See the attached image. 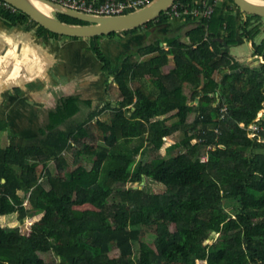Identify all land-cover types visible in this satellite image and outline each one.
I'll list each match as a JSON object with an SVG mask.
<instances>
[{
    "label": "trees",
    "instance_id": "trees-1",
    "mask_svg": "<svg viewBox=\"0 0 264 264\" xmlns=\"http://www.w3.org/2000/svg\"><path fill=\"white\" fill-rule=\"evenodd\" d=\"M4 2L0 0V20L9 25H37L46 34L66 36ZM236 14L231 3L223 15L219 7L211 18L167 35L169 49L155 37L139 49L148 55L145 60L129 55L116 67L99 43L119 31L90 37L123 98L116 106L99 103L74 121L94 101L73 93L48 112L43 136L26 145L0 146V264H264V128L251 126H264V119H257L264 108V63L250 66L226 49L241 34L253 42L256 56H264V40L255 41L261 27L250 17L261 15L249 13L239 24ZM58 15L68 22H87ZM171 17L165 10L140 26L155 34L158 29L151 26ZM220 31L227 32L222 42ZM155 51L159 53L152 55ZM169 54L176 67L164 73ZM216 73L222 74L220 80ZM130 80L140 81L135 90ZM186 86L199 96L193 129L200 122H214V127L184 129L193 111ZM219 96L222 103L212 107L217 110L213 119L202 107ZM109 106L114 108L110 121L97 118ZM7 125L0 119V129ZM182 132L184 137L176 140ZM73 141L79 165L69 175L67 153ZM205 147L207 158L200 155ZM83 154L94 156L91 169L80 165ZM51 161L57 175L48 169ZM149 179L165 190L149 191ZM128 183L132 185L123 187ZM31 208L41 216L28 231L4 224L13 213L27 218ZM145 229L156 234L155 244L142 239ZM213 232L218 239L206 242ZM113 248L120 250L118 256L110 254ZM50 251L58 257L49 261L41 253Z\"/></svg>",
    "mask_w": 264,
    "mask_h": 264
},
{
    "label": "crops",
    "instance_id": "crops-1",
    "mask_svg": "<svg viewBox=\"0 0 264 264\" xmlns=\"http://www.w3.org/2000/svg\"><path fill=\"white\" fill-rule=\"evenodd\" d=\"M219 7H221L223 15L227 10L225 1L220 3L217 8L219 9ZM57 16H59L58 13ZM236 17L240 24L244 15L237 12ZM196 22H200V20L197 21L191 15H184L182 17L172 16L167 21L151 26V30L153 31L158 29V32L153 33L154 36L153 34H149V30L146 27L129 32L119 31L114 36L106 35L103 37L102 48L113 67L121 65L129 55L139 61L145 60L148 55L142 54L139 52V49L145 46L148 41L155 37L159 38L162 41V45L166 44L169 49L170 46L168 45L166 36L178 34L186 26ZM226 35L227 32H219L221 42L224 41L223 37ZM238 37L241 38L240 34ZM79 38L52 36L39 30L38 26H11L5 20H0V65L5 69L0 74V76L5 78L0 83V90L6 87L9 89H6L7 91H0V118H4L3 120L8 123V128H6L8 130L5 131L3 129L4 133L2 135L3 138L8 140V145L13 144L17 138V143L24 144L23 140L20 142V138H30L29 135H33L32 133L27 135L24 129L26 124L30 122V119L18 114L15 117V110L16 112H22L24 108H33L42 115V111L44 110L42 107H49V112L57 105L61 98L73 94L72 92H65V88H58L59 84H61V82L58 84L59 75L66 76L64 81L67 82L63 83L64 81H62V84L68 86L72 84L75 77H80V79L82 77V81L87 83L95 80L97 76L107 73L103 68L104 62L98 56L94 55L93 59H91L79 55L78 50L76 51L77 48H82ZM226 46L229 48V45ZM151 54L153 55V53ZM138 55H140L139 58ZM79 56L81 59H79ZM172 56L174 57L173 54ZM9 66L11 71L7 72ZM35 82L41 83V86L32 89L30 83ZM19 83H23V92L14 93L13 90H10V85ZM56 87L57 89H55ZM56 92L62 94L57 95ZM56 99L57 101L52 106ZM44 126L40 124L37 128L41 130ZM14 131L17 133H14ZM17 134L20 135L17 136Z\"/></svg>",
    "mask_w": 264,
    "mask_h": 264
},
{
    "label": "rangeland",
    "instance_id": "rangeland-1",
    "mask_svg": "<svg viewBox=\"0 0 264 264\" xmlns=\"http://www.w3.org/2000/svg\"><path fill=\"white\" fill-rule=\"evenodd\" d=\"M4 4L8 7L15 9V7L12 5H9L6 3H4ZM50 11H52V10L50 9ZM52 13L57 15V12H52ZM250 17L254 20V22L256 21V25L259 24L261 27V31L259 30L257 33H255V36H254L255 41L257 43H260L262 40H264V16H258L257 17L254 15H250ZM255 17H257L258 19H256ZM196 20L198 21V18H196ZM213 25H214V22H213ZM137 29H143V27L140 26V28H137ZM68 37H71V36H68ZM240 37L241 38H238L237 40L236 39L230 40L228 53H230L232 56L239 59L240 61L246 62L245 64H249L250 66H253V67L260 65V63H264V56H256L255 55V53H254L255 49L253 46V42L251 40L247 39L245 35L242 36L240 34ZM79 41L82 44V48H77L76 51L78 50V53L80 56L89 57L91 59H93L94 55L97 56V54L95 53V51L92 47V45H94V44L92 43V40L90 37H80ZM99 44L102 46V39L100 40ZM163 47L165 49H168L167 48L168 46L166 44ZM226 49H227V46H226ZM155 52H152V53L153 54L159 53L158 51H155ZM80 56H79V59H81ZM139 57H140V55H138V58ZM175 67H176V64L174 61V57L172 56V54H169L167 61L161 67V71L164 73H168L172 69H174ZM97 72H99V71H97ZM59 76H61V77H59ZM59 76H58V79H59L58 84L61 82V84H59V87H58L59 89H60V87L62 89L65 88V92H68V93L72 92L74 94H77V95L85 97V98H92L94 101V103L92 104L91 107L88 108L87 106H84L83 109L80 110L76 115H74L71 120L80 121V120L84 119L87 116V113L90 110H93L99 103L105 104L106 102H110L112 105L116 106V105H118V102L123 98V94L120 91L119 85L116 82V78H115L114 74L104 73L102 75L97 76L95 80L87 82V83L82 81V79H83L82 77H81V79H80V77H75L72 84L71 85L69 84L68 86H66L65 84H62V81H64L66 79V76H64V75H59ZM221 76H222V74L216 73V77L219 80L221 79ZM148 79H150V77ZM66 82L67 81H64L63 83H66ZM139 83H140V81H137V80L128 81V84L130 85V87L133 90L136 89V87L139 85ZM19 85L24 87L23 83L22 84L19 83L16 85H10L9 88H13V87L19 86ZM39 86H41V83H36V82L30 83V87L32 89L38 88ZM7 88L8 87H6L3 90L1 89L0 91L2 92L4 90H6ZM55 89H57V87ZM185 91L188 95L189 103L191 105H193V111H191L188 114L187 122L184 125V129H193L192 125L194 124L196 116L200 115V108L198 106L199 105V96H196V94H194L195 90L191 86H186ZM60 94H62V93H60V92L57 93V95H60ZM218 95H219V93H218ZM56 101H57V99L53 102L52 106L55 104ZM221 103H222L221 97L219 96L217 101L211 102L210 104H208L211 106H207V107L203 106L202 108L203 109L205 108L204 111L206 113L211 112L212 118L215 119L217 116V110L215 108H212V107L221 106ZM42 109H44L42 111L43 112L42 115H40L38 112H36L35 109H33V108H29V109L24 108V110L22 112H20V111L16 112V110L14 111L15 117L18 114L20 116L23 115L25 118L30 119V122L26 124V127H24V129L27 132L26 133L27 135L31 134V133L33 135H29L30 138L21 137L20 141L23 140L25 142L23 145H26L28 143H31V141H34L36 139L34 136H38V135L43 136L44 135L43 132L41 130H38L37 127L40 124L46 125V121H48V118H49V116H48L49 107L45 106V107H42ZM213 109H214V112H213ZM113 114H114V108L112 106H109L105 109H102V111L98 114L97 118L110 121V118ZM131 114H132V111H127V115H131ZM260 117H262L264 119V108H262L261 111L259 112L257 119ZM2 121H4V120L2 119ZM3 126H4V124H3ZM214 126H215L214 122H200V123H198L197 128H194L193 130L201 131L202 128H204V127L210 128V127H214ZM251 126L256 128V131L259 130V128H264V126L261 127L260 125H258L256 123L252 124ZM5 128H8V125ZM2 130L3 129H0V146L6 147L8 140H6V138L2 137V135L4 133ZM94 130H96V129H94ZM14 133H17V132L14 131ZM255 134H256L255 131L251 132L252 136H254ZM18 135H20V134H17V136ZM182 137H184V132H182V134H178L175 137V139L180 140ZM99 140L101 142H103L104 144L106 143L104 139H99ZM137 141H138V139H137V137H135L133 139L132 145H135ZM74 143L75 142L73 141V146L71 147V149L67 153V157L69 159V165L66 167V171L69 175L71 174V170L73 168L75 169V167H77L79 165V163H77V165H76V163L74 161L75 160L74 156L77 153V148H76L77 145H76V143L75 144ZM105 145H107V144H105ZM243 149L245 151H249L248 148H243ZM176 153H178V150L171 152V154H176ZM200 155L203 158H207L208 154H207L206 147L200 149ZM137 158L138 159L140 158L139 154H137ZM94 160H95V158L93 155L83 154L80 156V165H83L86 168L91 169L94 165ZM18 169L20 170V167H18ZM48 169H50V171L52 172L53 175L58 174L56 162L51 161L48 164ZM40 181L45 182L46 180H44V178L41 177ZM134 184L137 185L138 182H136ZM144 184H145V182L143 181V183H141V185L143 186ZM146 184H147L148 190L151 192H162L165 190L164 184H162L161 182H158L156 180H153V179H149L148 181L146 180ZM45 185L50 186V184L48 182H46ZM129 185H132V183H128L127 185H124V186L122 185V186L127 187ZM110 199L112 201L115 200L113 196H111ZM25 204L28 207H31V205H32L28 200L25 202ZM232 207H233L232 204L230 206H228L229 210L233 211ZM37 211L38 210L31 208L28 217L25 219H21V218H19L18 215L13 213L10 216L12 219H10V221H8L4 224H6L7 226H19L23 232H26L32 226V223L35 221V219L39 218L41 216V214H36ZM218 237H219V233L213 232V234L209 238V242L216 241L218 239ZM142 239L151 243V244H155L156 234L152 231L145 229L144 234L142 235ZM110 254L112 256H118L120 254V250L118 248H113V250H111ZM41 255L46 260H49V261L58 257L56 255V253H54L53 251L43 252V253H41Z\"/></svg>",
    "mask_w": 264,
    "mask_h": 264
},
{
    "label": "water",
    "instance_id": "water-1",
    "mask_svg": "<svg viewBox=\"0 0 264 264\" xmlns=\"http://www.w3.org/2000/svg\"><path fill=\"white\" fill-rule=\"evenodd\" d=\"M15 7L27 12L31 17L44 27L61 35L71 37H91L96 35L110 34L139 27L148 21L158 17L168 9L176 0H152L149 4L123 14L117 15H94L72 8L51 0H5ZM35 2H42L51 7L53 12L66 14L78 19L87 21L85 23H73L59 18L52 11H45L38 7ZM236 11L247 19L249 13H256L264 16V0H233ZM226 9L231 0H226ZM13 66V64H11ZM10 65V66H11ZM10 66L8 71H11ZM5 71L0 65V74ZM9 76V75H8ZM5 78L0 76V83ZM215 233V232H214ZM209 239L206 241L208 242Z\"/></svg>",
    "mask_w": 264,
    "mask_h": 264
},
{
    "label": "built area",
    "instance_id": "built-area-1",
    "mask_svg": "<svg viewBox=\"0 0 264 264\" xmlns=\"http://www.w3.org/2000/svg\"><path fill=\"white\" fill-rule=\"evenodd\" d=\"M68 8L94 15H117L139 9L152 0H53ZM225 0H194L193 3L175 1L166 9L173 17L191 15L203 21L215 13L220 3ZM6 4H9L5 2ZM10 5V4H9Z\"/></svg>",
    "mask_w": 264,
    "mask_h": 264
},
{
    "label": "flooded vegetation",
    "instance_id": "flooded-vegetation-1",
    "mask_svg": "<svg viewBox=\"0 0 264 264\" xmlns=\"http://www.w3.org/2000/svg\"><path fill=\"white\" fill-rule=\"evenodd\" d=\"M232 1H233V0H232ZM232 1H231V4L234 3V2H232ZM7 90H9V89H7ZM7 90H6V91H7ZM10 90H13L14 93H21V92H23V87H22L21 85H19V86H15V87H13V88H10ZM2 119H4V118H2ZM4 130L6 131V130H8V129H4ZM2 131H3V130H2ZM9 131H10V130H9ZM17 139H18V138H17ZM17 139H15V141H14L13 143H17V142H18ZM20 142H21V141H20ZM7 145H8V143H7ZM7 145H6V146H7Z\"/></svg>",
    "mask_w": 264,
    "mask_h": 264
},
{
    "label": "bare ground",
    "instance_id": "bare-ground-1",
    "mask_svg": "<svg viewBox=\"0 0 264 264\" xmlns=\"http://www.w3.org/2000/svg\"><path fill=\"white\" fill-rule=\"evenodd\" d=\"M35 3L38 5L39 8H41V9L47 11V12H49L50 9H51V7L49 5H47V4H45V3H42V2H35Z\"/></svg>",
    "mask_w": 264,
    "mask_h": 264
},
{
    "label": "clouds",
    "instance_id": "clouds-1",
    "mask_svg": "<svg viewBox=\"0 0 264 264\" xmlns=\"http://www.w3.org/2000/svg\"><path fill=\"white\" fill-rule=\"evenodd\" d=\"M5 1V0H4ZM51 1H53V0H51ZM6 2V1H5ZM4 2V3H5ZM225 2H226V0H225ZM8 3V2H7ZM58 3V2H57ZM10 4V3H9ZM232 4H234V3H232ZM10 5H12V4H10ZM12 6H14V5H12ZM15 7V6H14ZM17 7H15V9H16ZM127 13V12H126Z\"/></svg>",
    "mask_w": 264,
    "mask_h": 264
}]
</instances>
